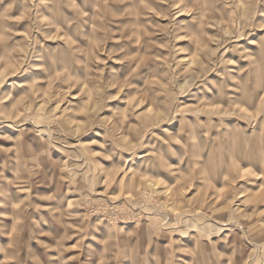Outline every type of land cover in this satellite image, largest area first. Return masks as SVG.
Returning <instances> with one entry per match:
<instances>
[{
	"label": "rangeland",
	"instance_id": "rangeland-1",
	"mask_svg": "<svg viewBox=\"0 0 264 264\" xmlns=\"http://www.w3.org/2000/svg\"><path fill=\"white\" fill-rule=\"evenodd\" d=\"M0 264H264V0H0Z\"/></svg>",
	"mask_w": 264,
	"mask_h": 264
}]
</instances>
